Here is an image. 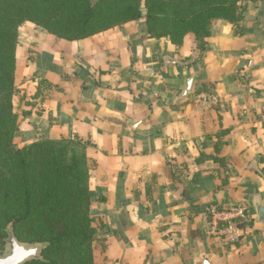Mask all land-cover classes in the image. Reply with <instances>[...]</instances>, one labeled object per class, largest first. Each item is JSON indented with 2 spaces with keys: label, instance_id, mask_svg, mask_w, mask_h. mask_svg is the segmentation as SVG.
Returning a JSON list of instances; mask_svg holds the SVG:
<instances>
[{
  "label": "crops",
  "instance_id": "0c3cea01",
  "mask_svg": "<svg viewBox=\"0 0 264 264\" xmlns=\"http://www.w3.org/2000/svg\"><path fill=\"white\" fill-rule=\"evenodd\" d=\"M247 4L239 26L213 23L203 61L144 17L74 41L20 34L17 138L89 142L97 264H264V0ZM213 204L248 211L235 244L211 234Z\"/></svg>",
  "mask_w": 264,
  "mask_h": 264
},
{
  "label": "trees",
  "instance_id": "16d2710c",
  "mask_svg": "<svg viewBox=\"0 0 264 264\" xmlns=\"http://www.w3.org/2000/svg\"><path fill=\"white\" fill-rule=\"evenodd\" d=\"M256 1L0 0V252L12 224L21 241L49 242L43 260L26 264H97L94 244L105 234L92 214L89 142L74 136L16 143L17 49L25 24L74 41L144 17L147 33L177 47L190 35L203 61L213 23L239 26L247 3Z\"/></svg>",
  "mask_w": 264,
  "mask_h": 264
},
{
  "label": "water",
  "instance_id": "95a60500",
  "mask_svg": "<svg viewBox=\"0 0 264 264\" xmlns=\"http://www.w3.org/2000/svg\"><path fill=\"white\" fill-rule=\"evenodd\" d=\"M146 13V10H143ZM192 80L187 81V93L191 89ZM256 220L264 221V204L259 195L254 198ZM49 242H25L17 238L12 224L7 227L5 248L0 252V264H26L32 260H43V251Z\"/></svg>",
  "mask_w": 264,
  "mask_h": 264
},
{
  "label": "built area",
  "instance_id": "2783aa9c",
  "mask_svg": "<svg viewBox=\"0 0 264 264\" xmlns=\"http://www.w3.org/2000/svg\"><path fill=\"white\" fill-rule=\"evenodd\" d=\"M210 232L235 244L239 240V224L249 217L248 211L239 204L227 207L211 205L208 209Z\"/></svg>",
  "mask_w": 264,
  "mask_h": 264
},
{
  "label": "rangeland",
  "instance_id": "374dc122",
  "mask_svg": "<svg viewBox=\"0 0 264 264\" xmlns=\"http://www.w3.org/2000/svg\"><path fill=\"white\" fill-rule=\"evenodd\" d=\"M32 28H34V25L33 24H30V23H27V24H25L22 28H21V30H20V34H21V37H22V40H27V38L29 37V32H28V30L29 29H32ZM36 28V27H35ZM19 94H17L16 96V98H15V109H16V112L19 114V111H20V106H19V103H18V96ZM15 140H16V143L19 145V146H21V142H20V140L17 138V136L15 137ZM25 242H27V241H25ZM4 248H5V246H4ZM4 250V249H3ZM2 252V251H1Z\"/></svg>",
  "mask_w": 264,
  "mask_h": 264
}]
</instances>
